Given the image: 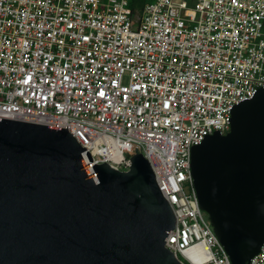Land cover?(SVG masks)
<instances>
[{"label":"built area","instance_id":"built-area-1","mask_svg":"<svg viewBox=\"0 0 264 264\" xmlns=\"http://www.w3.org/2000/svg\"><path fill=\"white\" fill-rule=\"evenodd\" d=\"M0 0V117L67 128L99 163L142 152L175 213L183 264H232L192 148L264 89V0ZM249 264H264V243Z\"/></svg>","mask_w":264,"mask_h":264},{"label":"water","instance_id":"water-1","mask_svg":"<svg viewBox=\"0 0 264 264\" xmlns=\"http://www.w3.org/2000/svg\"><path fill=\"white\" fill-rule=\"evenodd\" d=\"M130 162H97L67 128L0 117V264H183L148 159ZM191 166L232 264H249L264 243V89L192 148Z\"/></svg>","mask_w":264,"mask_h":264},{"label":"trees","instance_id":"trees-1","mask_svg":"<svg viewBox=\"0 0 264 264\" xmlns=\"http://www.w3.org/2000/svg\"><path fill=\"white\" fill-rule=\"evenodd\" d=\"M150 0H131L130 1V7L134 11H139L140 13L142 12L145 4L149 2Z\"/></svg>","mask_w":264,"mask_h":264}]
</instances>
